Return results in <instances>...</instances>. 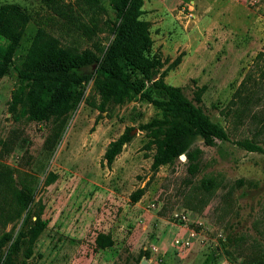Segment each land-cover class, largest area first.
Here are the masks:
<instances>
[{"label":"rangeland","instance_id":"374dc122","mask_svg":"<svg viewBox=\"0 0 264 264\" xmlns=\"http://www.w3.org/2000/svg\"><path fill=\"white\" fill-rule=\"evenodd\" d=\"M2 3H17L30 15L0 77V171L17 187L31 183L29 210L47 221L27 264H264V153L238 143L248 138L264 147V0H143L141 18L150 24V54L161 57L163 80L190 99L204 86L199 104L228 135L212 145L196 136L190 145L198 150L195 160L184 154L157 170L139 125L161 110L146 99L137 96L99 115L90 104L98 101L90 80L52 144L46 139L55 123L25 110L34 100L50 106L62 100L66 82L59 70L45 69L12 105L37 30L59 47L101 55L119 23L111 1ZM144 90L166 99L150 81ZM126 127L132 140L107 166L105 148ZM27 211L4 226L0 221V235L13 231L8 245L26 228ZM101 232L113 240L104 249L95 245ZM19 245L20 261L25 245Z\"/></svg>","mask_w":264,"mask_h":264},{"label":"trees","instance_id":"16d2710c","mask_svg":"<svg viewBox=\"0 0 264 264\" xmlns=\"http://www.w3.org/2000/svg\"><path fill=\"white\" fill-rule=\"evenodd\" d=\"M87 4H98L100 0H83ZM119 23L114 28V37L101 55H96L91 49L59 47L50 34L39 28L28 49L24 68L19 71L16 89L12 94L14 105L25 92L31 80H40V74L46 70H59L66 82L62 100L56 105H43L39 100L28 103L26 113L38 121H53V135L46 142L54 143L63 129L64 122L70 110L81 100L85 84L90 80L93 90L98 95V101L90 104L99 111V115L114 104H123L137 96L151 102L161 110L160 117H154L139 125L148 136L147 147L153 146L151 168L169 164L181 154H187L189 161L197 157L196 150H190L191 139L199 136L204 144L212 145L215 140H226L228 135L224 127L210 119L201 105L204 86L195 91L194 98L186 97L180 86L167 84L163 80L160 69L163 66L161 57L150 54L153 40L150 35V24L142 19L143 0H110ZM54 9L60 12L58 5ZM62 14V13H61ZM66 14V11L63 13ZM30 19L29 13L17 3H2L0 5V77L7 70L12 60L15 48ZM180 61L178 56L172 63ZM159 77L154 79V76ZM150 81L154 87L164 92L166 99L153 98L144 90L145 82ZM97 123V119L95 120ZM132 128L126 127L115 139L111 140L103 153L102 160L110 166L123 146L132 140ZM248 151L264 153V147L253 139L238 142ZM197 165L190 164V171L195 172ZM53 180L48 178L46 183ZM10 173L0 171V221L3 226L19 219L27 211L24 223L15 242L8 245L13 231L0 235V264H27L26 259L33 252V244L47 225V221L38 210H29L33 202L34 187L30 182H22L20 187L14 184ZM141 192L133 199L138 200ZM25 245L23 258L18 260L19 243ZM113 244L109 234L98 233L95 245L104 249Z\"/></svg>","mask_w":264,"mask_h":264},{"label":"built area","instance_id":"2783aa9c","mask_svg":"<svg viewBox=\"0 0 264 264\" xmlns=\"http://www.w3.org/2000/svg\"><path fill=\"white\" fill-rule=\"evenodd\" d=\"M182 156H184V154H181L179 157L181 158ZM153 205V204H152Z\"/></svg>","mask_w":264,"mask_h":264}]
</instances>
